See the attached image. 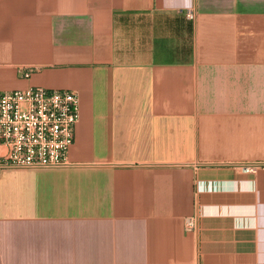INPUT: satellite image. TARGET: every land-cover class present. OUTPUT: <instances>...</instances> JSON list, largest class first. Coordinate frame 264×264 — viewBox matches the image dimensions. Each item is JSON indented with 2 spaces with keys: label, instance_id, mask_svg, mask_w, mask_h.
<instances>
[{
  "label": "crops",
  "instance_id": "crops-1",
  "mask_svg": "<svg viewBox=\"0 0 264 264\" xmlns=\"http://www.w3.org/2000/svg\"><path fill=\"white\" fill-rule=\"evenodd\" d=\"M33 86L80 120L0 170V264H264V0H0V92Z\"/></svg>",
  "mask_w": 264,
  "mask_h": 264
},
{
  "label": "built area",
  "instance_id": "built-area-1",
  "mask_svg": "<svg viewBox=\"0 0 264 264\" xmlns=\"http://www.w3.org/2000/svg\"><path fill=\"white\" fill-rule=\"evenodd\" d=\"M79 120L75 90L33 86L0 92V170L68 166ZM185 227L196 230V218L188 217Z\"/></svg>",
  "mask_w": 264,
  "mask_h": 264
}]
</instances>
